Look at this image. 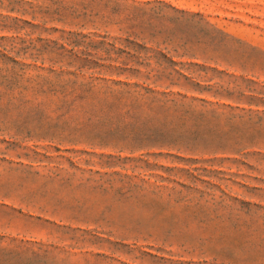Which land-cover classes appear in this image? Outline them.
<instances>
[{"label":"rangeland","instance_id":"1","mask_svg":"<svg viewBox=\"0 0 264 264\" xmlns=\"http://www.w3.org/2000/svg\"><path fill=\"white\" fill-rule=\"evenodd\" d=\"M0 264H264V0H0Z\"/></svg>","mask_w":264,"mask_h":264}]
</instances>
